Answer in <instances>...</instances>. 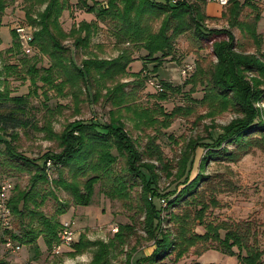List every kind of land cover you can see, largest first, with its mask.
I'll return each mask as SVG.
<instances>
[{
	"label": "trees",
	"instance_id": "trees-1",
	"mask_svg": "<svg viewBox=\"0 0 264 264\" xmlns=\"http://www.w3.org/2000/svg\"><path fill=\"white\" fill-rule=\"evenodd\" d=\"M23 1L27 5L25 25L35 28L31 47H37L54 62L44 68L49 73L41 75V79L60 92L63 86L59 85L81 81L97 102L102 96L100 88L108 82L114 83L116 77L127 73L129 65L138 59L134 55L136 51H144L140 57L146 62H159V66L165 59H175L176 40L188 34L199 49L209 46L214 57L210 69L200 70L198 76L193 74L186 81L203 85L202 99L189 98L207 103L211 109L209 115L229 109L237 115L220 126L217 135L210 132L208 140L191 137L180 152L177 164L172 165L157 142L158 133L148 136L141 147L126 129L118 112L122 107L131 108L129 96L132 92L126 91L128 82L118 81L103 96L106 104L111 103L116 108L110 110L108 122L98 119L70 122L61 134L45 127L57 137L59 151L48 150L35 158L19 152L11 142L4 140L6 146L0 151V163L12 166L20 173L28 172L31 178L28 189L19 190L8 200L9 211L19 226L15 230L10 221L4 225L0 219V245L10 241L26 246L34 251L33 259L36 260L41 252L38 239L43 237L46 246L53 249L59 242L58 233L63 225L60 216L67 212L71 202L90 205L95 187L100 183L105 195L122 201L134 212L129 215L131 223L119 224L108 242L81 237L72 244L74 251L70 254L97 247L91 264H110L111 254L119 246L128 244L140 225L146 233V240L153 242L154 249L149 255L136 259L134 254L129 255L128 264H161L171 255H174L175 262H179L192 248L196 255L214 249L236 255L240 264H264V249L259 243L254 220L215 222L207 221L206 217L209 205L218 206L217 197L213 193L207 196V189L215 190V184L226 181L218 174L206 173L207 167L214 162H235L253 149L264 147L263 109L257 105L264 103V52L261 50L264 40L258 32L262 16L258 1L231 0L216 17L207 14V0H92L93 3L79 0L77 5L95 18L93 21L82 20L69 33L63 31L60 19L70 8V0ZM12 2L14 0H0V28L4 12ZM247 7L256 11L250 20L244 17ZM221 18L226 19V27L209 28L206 24L208 20ZM158 20L161 23L155 28ZM102 28L116 37L121 46L120 54L113 58L94 55L77 65L78 51L89 46ZM234 29L251 38L256 50L242 48ZM11 33L13 45L7 51H24L15 27ZM68 36L75 38L74 44L65 46L62 39ZM29 62L32 63L29 65ZM36 62L38 60L22 59L34 83L39 72ZM64 62H69L70 69ZM17 68V64L0 67V132L13 138L17 137L19 129L38 127L29 96L12 95L8 88L5 76L16 73ZM55 69H64L68 80L56 84ZM20 77L24 78L22 72ZM135 82L134 88L144 85V80ZM162 84L165 90L159 95L161 100L168 98L167 90H180V86L175 87L169 82ZM159 109L163 120L155 117L148 108L134 110L140 125L160 124L163 128L170 127L177 113L191 112L190 107L182 106L171 112H165L163 106ZM211 128H216L214 122ZM161 171L167 177L174 176L173 190L161 192ZM56 189L65 190L70 198L61 200ZM48 196L55 201L53 216L39 209ZM158 200L164 201L165 205L159 206ZM136 213L143 217L139 222ZM197 226H202L204 231L199 232ZM0 264H9V261L0 258ZM190 264L203 263L195 260Z\"/></svg>",
	"mask_w": 264,
	"mask_h": 264
},
{
	"label": "rangeland",
	"instance_id": "rangeland-1",
	"mask_svg": "<svg viewBox=\"0 0 264 264\" xmlns=\"http://www.w3.org/2000/svg\"><path fill=\"white\" fill-rule=\"evenodd\" d=\"M78 1L70 0V8L64 11L60 19L62 29L67 33L78 27L82 20L93 21L95 18L93 14H89L83 8H80L77 5ZM99 1L106 2V0ZM257 1L260 9H262V16L258 22V32L262 34L264 40V0ZM88 2L93 3L92 0ZM26 8L27 5L23 0H14L4 12L3 25L0 28V67L2 68L5 64H17V72L5 76L8 78V88L12 95L29 96L32 106L31 112L37 116L38 127L19 129L16 131V138L0 132V151L5 150V140L11 142L19 152L36 158L48 150H60L57 137L45 130L46 126H49L55 134H61L70 122L89 121L92 119L108 122L111 115L110 110H116V108L111 103L106 104L103 96H105L108 88H111L118 81L128 82L127 84L129 85L126 86V91L132 92L131 96H129L131 102L129 104H132L131 108L125 109L122 107L118 112V116L121 117L126 129L136 138L141 147L147 142L148 136L158 133L157 142L163 149L166 159L172 165L177 164V160L181 155L180 152L185 149L187 141L191 137L200 136L207 139L210 132L217 135L221 131L220 126L227 124L237 115L230 109L209 115L211 109L207 103H200L189 98L202 99L204 95L203 85L199 82L194 84L186 81H189L193 74L198 76L200 70L206 71L210 69L214 63V57L209 46L199 49L193 43V40L189 38L188 34L181 35L176 40L177 51L175 59H165L159 66H157L159 62H146L143 57H140L145 54L144 51H136L134 55L138 59L129 65L127 73L117 76L114 83L108 82L106 86L100 88L102 96L97 102H94L93 97L90 96L81 81L59 85L63 86V90L60 92L57 88L41 79V75L49 73L44 68H48L54 63L48 55L42 54L37 47H33L30 53L22 50L19 53L7 51L13 45L11 30L18 23L27 24L24 19ZM223 9L225 7L212 1L208 6L210 13L208 11L207 13L208 15L211 14L210 16L218 17ZM255 13V10L247 7L244 11V17L250 20ZM160 23L161 20H158L155 28H158ZM206 24L209 28H221L227 26V21L221 18L219 20H208ZM29 27L33 33L35 28ZM234 32L242 48L248 51L256 50L251 38L239 29H234ZM74 39V37L68 36L62 39V43L65 46L74 44ZM98 43L101 44L100 47H98ZM120 47L116 37L109 30L102 28L93 37L89 46L78 51L75 60L77 65H81L84 58L94 57V55L100 58H113L120 54ZM261 50L264 52V42ZM23 58L38 60L36 66L39 72L36 75L35 83L31 74L27 71L28 66L22 63ZM31 63L29 62L28 64L30 65ZM64 63L70 69L69 62ZM142 69L143 71H141ZM21 72L24 78L20 77ZM53 74L56 84L61 83V80H68L64 69H55ZM138 79L141 82L144 80V85L134 88L136 85L135 80ZM165 81L175 87L180 86V90H167L168 98L161 100L159 95L165 90L162 84ZM102 83L105 84L106 82L103 80ZM257 105L263 109L262 117L264 119V103ZM162 106L165 108V112H171L177 106L190 107L191 112L177 113V117L173 119L168 128H163L160 124L146 123L140 125V120L135 115L134 109L148 108L155 117L163 120L164 116L159 111ZM212 122L216 124V128H211ZM118 166H120V163ZM160 173L159 188L161 192L173 190L175 188V183L172 181L174 176L167 177L164 171ZM206 173L211 175L218 174L226 179L222 184H215V190L207 189V196L213 193L218 199V206L209 205L206 215L207 221L254 220L259 243L264 249V147L253 149L235 162L211 163L207 167ZM30 178V173H20L12 166L0 163V186L4 182L10 183V189L7 191L9 198L19 190L28 189ZM55 192L61 200L70 198V195L63 189H56ZM54 204V199L48 196L39 209L43 210L48 216H53L56 210ZM158 205L163 206V202L161 203L158 200ZM133 213V211L125 207L122 201L111 199L105 195L101 189V184L98 183L90 205L84 206L71 202L67 212L61 215L59 220L60 222L71 223L75 231L76 241L83 237L90 241L108 242L113 237L119 224L131 223L129 215ZM135 217H137L138 222L143 219L139 213H136ZM10 223L11 225L13 224L12 226L15 230L18 229L19 225L15 222L11 212ZM136 229L138 230L131 237L129 243L119 246L111 254L110 264H128L129 255L134 254L136 259L149 255L153 251V242L146 240L145 231L140 228V225H137ZM197 230L203 232L204 228L197 226ZM38 244L41 252L36 260L33 259L35 256L34 251L23 245L20 246V249H17L15 246L17 245L16 242L12 249H9L5 244H1L0 258H6L9 264H91L94 251L97 249V247H89L81 253L70 254L74 251L73 247L70 246L57 254L53 249H49L46 246L43 237L38 239ZM196 249L198 250L199 247ZM194 250L192 248L190 253L181 258L179 262H175L173 260L174 255H171L161 264H190L195 260L203 264H240L236 255L225 254L214 249H209L200 255H196L193 253Z\"/></svg>",
	"mask_w": 264,
	"mask_h": 264
},
{
	"label": "built area",
	"instance_id": "built-area-1",
	"mask_svg": "<svg viewBox=\"0 0 264 264\" xmlns=\"http://www.w3.org/2000/svg\"><path fill=\"white\" fill-rule=\"evenodd\" d=\"M212 1H215L222 6H226L229 4L231 0H212ZM15 28L24 51L30 53L32 50L31 41L33 39L30 27L23 23H18L15 26ZM10 186H11L10 183L7 184L6 182H4L1 185V191H0V219L4 225H7L10 221V211L8 207L9 196L7 194V191H9ZM163 205H165L164 201H163ZM58 237H59V242L53 246V250L57 254L63 252L66 248L72 246V244L76 241L75 231L70 222H63L62 228L58 233ZM6 246L12 247L14 246V244L12 245L11 242L8 241L6 243ZM15 246L17 247V249H20L19 245H15Z\"/></svg>",
	"mask_w": 264,
	"mask_h": 264
},
{
	"label": "crops",
	"instance_id": "crops-1",
	"mask_svg": "<svg viewBox=\"0 0 264 264\" xmlns=\"http://www.w3.org/2000/svg\"><path fill=\"white\" fill-rule=\"evenodd\" d=\"M210 3H212V0H207L206 11H208V6H209ZM208 13H210V12L208 11ZM208 13H207V14H208ZM210 15H211V14H210ZM210 15H209V16H210ZM212 16H214V15H212Z\"/></svg>",
	"mask_w": 264,
	"mask_h": 264
}]
</instances>
